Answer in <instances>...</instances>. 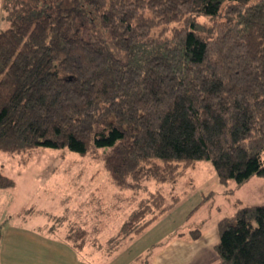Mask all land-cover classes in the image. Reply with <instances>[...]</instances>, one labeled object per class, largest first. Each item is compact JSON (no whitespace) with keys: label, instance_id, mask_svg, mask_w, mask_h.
Returning a JSON list of instances; mask_svg holds the SVG:
<instances>
[{"label":"trees","instance_id":"16d2710c","mask_svg":"<svg viewBox=\"0 0 264 264\" xmlns=\"http://www.w3.org/2000/svg\"><path fill=\"white\" fill-rule=\"evenodd\" d=\"M14 1L0 30V150L102 149L122 188L175 182L197 160L236 188L264 175V0ZM13 183L0 172V187ZM151 199L121 239L179 197ZM218 229L223 264H264V204Z\"/></svg>","mask_w":264,"mask_h":264},{"label":"rangeland","instance_id":"374dc122","mask_svg":"<svg viewBox=\"0 0 264 264\" xmlns=\"http://www.w3.org/2000/svg\"><path fill=\"white\" fill-rule=\"evenodd\" d=\"M14 3L0 0V30L9 26L8 7ZM161 31L162 26L156 27L152 34ZM0 172L14 182L0 187V264H147L170 243L189 239L198 227L205 234L201 248L207 246L205 241H218L222 218L240 206L264 204V175H254L236 188L233 179L220 182L208 160L195 161L175 182L143 179L125 188L110 177L102 149L84 155L48 147L30 154L0 150ZM157 191L168 203L176 195L179 199L163 213L152 206L145 220L157 218L121 239L123 222ZM66 236L96 252L80 251ZM216 264H223L219 254Z\"/></svg>","mask_w":264,"mask_h":264},{"label":"crops","instance_id":"0c3cea01","mask_svg":"<svg viewBox=\"0 0 264 264\" xmlns=\"http://www.w3.org/2000/svg\"><path fill=\"white\" fill-rule=\"evenodd\" d=\"M216 237L217 236V233ZM190 234L189 239H177L176 241L170 243L167 247H165L162 251H160L154 258L153 262L150 260V264H216V259L218 258V253H216V244L219 241L211 240L205 241L206 247H200L201 245V238L205 236V234L200 235L198 238L191 239ZM189 236V235H185ZM38 243H43V241H39ZM213 243H215L213 245ZM213 245V248L211 247ZM211 247V248H210ZM86 247H81L80 251H85ZM211 250V254L208 255L207 251ZM88 254L93 253L94 251H89L86 248ZM96 252V251H95ZM94 254V253H93ZM41 256V253H40ZM83 261L82 258H79ZM12 261V260H11Z\"/></svg>","mask_w":264,"mask_h":264}]
</instances>
